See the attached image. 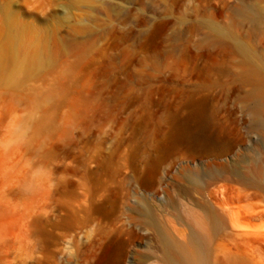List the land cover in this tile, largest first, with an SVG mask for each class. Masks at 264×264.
Listing matches in <instances>:
<instances>
[{
  "label": "rangeland",
  "instance_id": "374dc122",
  "mask_svg": "<svg viewBox=\"0 0 264 264\" xmlns=\"http://www.w3.org/2000/svg\"><path fill=\"white\" fill-rule=\"evenodd\" d=\"M256 4L0 0V264H167L210 212L215 264H264Z\"/></svg>",
  "mask_w": 264,
  "mask_h": 264
},
{
  "label": "bare ground",
  "instance_id": "6f19581e",
  "mask_svg": "<svg viewBox=\"0 0 264 264\" xmlns=\"http://www.w3.org/2000/svg\"><path fill=\"white\" fill-rule=\"evenodd\" d=\"M240 18L260 24L264 20V8L257 4L243 6L240 9ZM237 49L243 56L246 71L259 77L257 87L253 90L256 99L254 113L258 116L264 98V66L250 49L240 45ZM14 55L13 40L8 36L0 46V61L12 58ZM207 221L209 227L216 230L223 226V220L215 212H210L206 219H195L197 229L192 232L190 243H183L167 235L161 237L163 256L167 264H215L209 248L208 235L203 231L204 225L208 226Z\"/></svg>",
  "mask_w": 264,
  "mask_h": 264
}]
</instances>
